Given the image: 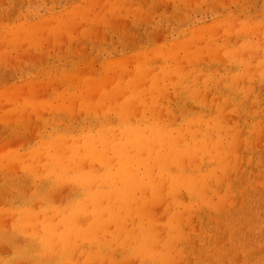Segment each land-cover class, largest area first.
Wrapping results in <instances>:
<instances>
[{"label": "bare ground", "instance_id": "obj_1", "mask_svg": "<svg viewBox=\"0 0 264 264\" xmlns=\"http://www.w3.org/2000/svg\"><path fill=\"white\" fill-rule=\"evenodd\" d=\"M102 1L75 2L68 20L50 12L43 24H13L14 11L1 22L13 24L0 39L6 70L46 41L79 62L43 78L46 89L40 79L18 95L1 83L10 90H0V121L17 132L0 137V264H264V0H214L199 12L191 0L186 15L212 14L197 25L180 4L188 23L160 44L162 33L145 45L126 32L132 52L112 60L82 53V21L97 12V30L117 32L156 11L152 1ZM8 37L33 43L21 64Z\"/></svg>", "mask_w": 264, "mask_h": 264}, {"label": "rangeland", "instance_id": "obj_2", "mask_svg": "<svg viewBox=\"0 0 264 264\" xmlns=\"http://www.w3.org/2000/svg\"><path fill=\"white\" fill-rule=\"evenodd\" d=\"M1 1V0H0ZM3 1V0H2ZM20 1V2H19ZM26 1V2H25ZM48 1H50V0H18V1H16V0H7L6 2L7 3H1L0 4V26L3 24L4 25V23H2L1 24V22H3V19H5V18H8L9 16L8 15H11L14 11V13L9 17V18H11V17H13L12 19L13 20H15V21H13V20H11L12 21V23L13 24H17V22L18 23H20V21H24V23H27L29 20V18H32V19H30V21L28 22V23H30V22H32V20H33V22L34 21H38L39 23H41L40 22V20L42 21V22H44V18H46V17H48V15H50L51 13L50 12H52L53 14H52V16L51 17H53V15L55 16V17H57V16H60L59 14L57 15V12L59 13L60 12V14H62V16H60V17H64V19H66L65 18V16H69V17H72V16H70L72 13H73V11L75 10H73V7H75V5L76 4H74L75 2H77V5L78 6H81V7H83V2H85V4H84V7L83 8H85V7H87L89 4H90V6H92L91 5V3H92V1L94 2V0H83V2H80V1H82V0H56V1H54V0H52V1H50V2H48ZM66 1V2H65ZM74 1V2H73ZM80 3H79V2ZM99 1V0H98ZM102 1V0H101ZM152 1V2H151ZM193 1V0H192ZM192 1L190 0L189 2L190 3H188L190 6H191V4H192ZM198 1V0H197ZM196 1V2H197ZM200 1V0H199ZM199 1L197 2V3H199ZM204 0H201L200 1V5L199 4H197V3H195V7L194 6H187V4H184V2H178V1H169L170 3H167V2H165V4H164V2H162V1H156V0H146V2L147 3H150V4H153V6H152V10L151 11H153V13H154V16L151 14V18H153V21H152V19H150V21H148L149 19H146V21H144V23H141V22H139L138 24H136V25H134V24H130V23H128V24H125L123 27H120L119 29H122V28H124L125 29V26H127L126 27V29L127 28H129V29H127V31H126V29L124 30H121L122 32V34H120L119 33V29H118V31L116 32V29L115 30H113L112 31V29H110L109 31H107L104 27H103V29H104V31H105V34H104V37H105V35L106 36H108V37H105V38H107L108 39V42H105L104 44H103V42H104V39L103 40H101V38H100V36L102 37L103 35V33H104V31L103 32H101V30H102V27L100 28L99 27V25H98V30H97V24H100L101 22H102V24H100V26H103V23H104V19H101L102 18V16H101V14L100 15H98L97 17H96V15H97V12H91V16H93L92 18H91V16L90 15H88L87 16V19H85V20H83L82 19V16H81V14L79 15V18L81 19V20H83L82 21V25L80 24L79 26H85V24H86V27L88 26L89 28H91V31L92 32H94L95 31V33H92L91 31H90V34H89V30H88V28H87V34H89L90 35V38L91 39H89V38H87L86 37V39H84V41H82V45L80 44V46H85V47H81L80 49H82L83 48V52L82 53H84L85 52V49L84 48H86V51H87V55H91L92 57H95V58H97V59H100V58H103V59H107V60H109V59H113V58H115V57H117L116 55H118V56H121L122 55V57H123V55H126V54H128V53H131L132 52V48L131 49H128V48H125L124 47V45H123V43L124 42H127L128 44H129V42L128 41H130V42H132L131 40H130V38L128 39V33H127V37H126V32H129L130 33V36H131V33L133 34V32H134V34H137L138 36L137 37H139V36H141L140 34H142L143 36H141V37H143L142 38V44H145V45H147L148 43L147 42H149V41H153V42H155L157 39H155L154 37V35H156V38H158L159 36V40H157L156 42L157 43H163L165 40H166V38L164 39L163 37H165V33L164 32H166L167 30H169V31H167V33L169 34L171 31H172V29L173 28H175L176 26H178V25H180L179 23H182V25H184V23L183 22H186V23H188V21H187V19L189 20V18H190V20H192L193 22H195L194 24H200V23H202V22H206V23H208L211 19H212V14H211V12L210 11H208V13L206 12H200V13H198L199 11H201V9H204V8H208V10H209V8H211L212 9V7L210 6V5H212L213 4V2H214V4H213V6L214 7H217L218 6V3L217 2H215L214 0H212V1H210V0H206L207 2H205V3H207V5H208V7L204 4V2H203ZM5 2V1H4ZM16 2L18 3V5H17V7H16V9H17V12H16V9L14 8L15 7V5L14 4H16ZM47 2H48V4H47ZM68 2V3H67ZM96 3H97V1H95ZM102 2H104V1H102ZM101 2V3H102ZM175 2L177 3L176 5H175ZM194 2H195V0H194ZM211 2V4H209ZM24 3V4H23ZM65 3V4H64ZM67 3V4H66ZM100 3V5H101V8H103V6H102V4ZM157 3V4H156ZM159 3V4H158ZM160 3H162V4H160ZM172 3H174L173 5H172ZM179 3V4H178ZM74 4V5H73ZM81 4V5H80ZM164 4V5H163ZM180 4H182V8H181V5ZM25 5V6H24ZM67 7H66V6ZM76 5V6H77ZM96 5H99V3H97ZM158 5V6H157ZM163 5V6H162ZM165 5H167V7L165 6ZM170 5H172L171 6V8H170ZM180 5V6H179ZM186 5V6H185ZM20 6V7H19ZM21 6H24V7H21ZM90 6H88V9H89V7ZM159 6H161L160 8H159ZM179 6V8H177ZM60 7V8H59ZM64 7H66L67 8V11H69V7L71 8V12L69 13V15H68V12L66 13V8H64ZM97 7V8H96ZM98 7H100V6H95V8H94V6H93V8L91 7L90 9L92 10H94V9H97V10H99L100 8H98ZM156 7V8H155ZM167 9H166V8ZM185 7H187V8H189L190 10H188V9H185ZM194 7V8H193ZM233 7V6H232ZM24 8V9H23ZM159 8V9H158ZM182 10H184V15H186V13H189L190 14V11L191 12H193V9H194V12H196V10L197 9H199L198 10V12L197 13H191V17L190 16H188V15H186L187 17H189V18H187V17H185V18H183L184 17V15H183V13L182 12H180V11H182ZM191 8H193V9H191ZM163 9V10H162ZM168 9H169V11H168ZM23 10V11H22ZM45 10V11H44ZM64 10H65V12H64ZM73 10V11H72ZM91 10H89V11H91ZM92 10V11H93ZM162 11V12H160V11ZM171 10H173V11H171ZM186 10L188 11V12H186ZM207 10V9H206ZM19 11V12H18ZM95 11V10H94ZM100 11H101V9H100ZM99 11V12H100ZM124 11L125 10H122L121 11V13L122 14H124ZM157 11H159V12H157ZM165 11V12H164ZM62 12V13H61ZM64 12V13H63ZM163 12H164V14H163ZM167 12V13H166ZM186 12V13H185ZM18 13H19V15H18ZM49 13V14H48ZM65 13L67 14V15H65ZM75 14H76V12H74ZM111 13V12H110ZM115 13H117V12H115ZM205 13V14H204ZM15 14V15H14ZM35 14H36V18H34V16H35ZM40 14V15H39ZM74 14V15H75ZM93 14V15H92ZM183 15L182 17H180V15ZM208 14V15H207ZM42 15V16H41ZM47 15V16H46ZM73 15V14H72ZM78 14H76V16H77ZM204 15H205V17H204ZM207 15V16H206ZM22 18H21V17ZM43 16H46V17H44V18H42ZM74 17V18H76L75 20L74 19H72V18H69V20L70 21H67V22H70L69 24H76L77 23V21L79 22V18L78 17ZM109 16H110V14L108 15V17L106 16L105 18H109ZM134 16V15H133ZM157 16V17H156ZM192 16H194L193 18H192ZM18 18V19H15V18ZM60 17H58V18H60ZM88 17H89V19H91L90 21L92 22V23H90V21H89V19H88ZM99 17V18H98ZM101 17V18H100ZM172 17H173V19H174V22L175 23H173V21L171 22V19H172ZM177 17V18H176ZM179 17L181 18V19H183L182 21L179 19ZM5 19L4 21H9L10 19ZM78 18V19H77ZM96 18H98V19H96ZM135 18V17H134ZM169 18H171V19H169ZM176 18V19H175ZM187 18V19H186ZM51 19V18H50ZM50 19H47V20H45V22L46 21H48V20H50ZM92 19H93V21H92ZM100 19L101 20H103V21H100ZM107 19H105V20H107ZM131 19H133V17H129V22H130V20ZM172 19V20H173ZM184 19L186 20V21H184ZM28 20V21H27ZM66 20H68V19H66ZM80 20V21H81ZM94 20H95V22H94ZM37 21L36 22H34V24H36L37 23ZM89 21V22H88ZM100 21V22H99ZM94 22V23H93ZM128 22V21H127ZM9 24H7V23H5V24H7V26L6 25H4V27H1L0 28V39H1V37H2V35L4 34V33H6L5 35H7L8 36V33L10 32V24H12V23H10V22H8ZM90 23V24H89ZM170 23H171V25H170ZM173 23V24H172ZM12 24V25H13ZM33 24V25H34ZM41 24H43V23H41ZM71 24V25H72ZM89 25H93L92 27H90ZM163 25H164V27H163ZM170 26V27H169ZM184 27H186V24H185V26ZM5 28V29H4ZM6 28H8V31L7 32H5L4 30H7ZM100 28V29H99ZM134 28V29H133ZM138 28V29H137ZM168 28V29H167ZM95 29V30H94ZM136 29V30H135ZM160 29V30H159ZM167 29V30H166ZM75 30V29H74ZM94 30V31H93ZM131 30H133V32L131 31ZM171 30V31H170ZM174 30V29H173ZM77 31V32H76ZM76 31H73V33H75V35H77V33H78V36H79V31L78 30H76ZM98 31V32H97ZM4 32V33H3ZM140 32V33H139ZM102 33V34H101ZM107 33H108V35H107ZM154 33V34H153ZM164 34V36L162 35V34ZM91 34H92V36H91ZM98 35V37L96 36V35ZM99 34H101L100 36H99ZM158 34H161V35H159V36H157ZM74 35V34H73ZM74 35V36H75ZM95 35V36H94ZM88 36V35H87ZM93 36H94V38H95V40L93 39L92 40V38H93ZM89 37V36H88ZM104 37H102V38H104ZM115 37V38H114ZM132 37V36H131ZM141 37H140V39H141ZM150 37V38H149ZM163 38V40H162V38ZM3 38H4V35H3V37H2V41H3ZM83 38V37H82ZM97 38H100L99 39V42H98V40H97ZM125 38H126V40H125ZM132 38H134V37H132ZM8 40H6V42H8V50H10L11 49V51L10 52H12V53H10L9 51V53L10 54H13V55H11V56H14V58L16 57V55H18L16 58H18L19 57V55L21 56V54L23 53L22 51L23 50H25V48L27 47V45L28 44H31V43H26L25 44V46L23 45H21L22 47H20V45L19 44H14L15 46H16V49H15V46H13V44H12V42H13V40H11V41H9L11 38H7ZM107 39H105L106 41H107ZM97 40V41H96ZM138 40V39H137ZM46 41V40H45ZM94 41V42H93ZM95 41L97 42V43H95ZM47 43H48V41H46ZM76 42H78V41H74V43H73V47H74V45L75 46H77L78 44L76 43ZM89 43V44H86L85 45V43ZM1 43V42H0ZM44 43V44H43ZM43 43H41V45H39L40 46V48L42 47V44L44 45L42 48H44V47H46V44L47 43H45V42H43ZM77 45H76V44ZM79 43V42H78ZM133 43V42H132ZM131 43V44H132ZM10 44H12V45H10ZM33 44V43H32ZM31 44V45H32ZM49 44V45H48ZM47 45L48 46H50V47H52V44L49 42ZM66 44V43H65ZM127 44V45H128ZM31 45H29V46H31ZM35 45V44H34ZM69 45V42L65 45V46H68ZM0 46H3V45H0ZM6 46H7V44H6ZM5 46V47H6ZM9 46H10V48H9ZM18 46V47H17ZM28 46V47H29ZM48 46L46 47V49L48 50V51H46V52H44V50H46L45 48H44V50H43V53H42V56H41V50H39L40 48H38V45H36V48H35V46L33 47V45L31 46V48L33 47L34 49H31V48H26L27 50H26V52L24 51V53H26L25 55L24 54H22V56L24 55V57H23V59L25 58V61L23 60V59H21L20 57L18 58V59H16L15 61L18 63V62H20L21 60H23V62L25 63V62H27L26 63V66H25V64L22 62V66L24 65L25 66V68H24V66L22 67V68H20V69H15V70H11V68H10V66L7 68V70H6V65H4L3 63L5 62L6 63V60H5V58H1V60H3V62H0V66L2 67L3 65V67L1 68L0 67V90H8L9 89V87H11V88H14L15 90H17L16 88L18 87H22V88H24L25 90L27 89V86L28 85H30L31 83H35L36 85H37V83H39V82H42V83H39L40 84V86H42V85H44V87H45V82H48V81H50V79L49 80H44V79H46L45 77H47V79H48V76L50 77V76H52V75H54L55 74V72H57V70H58V68H59V71L56 73V74H58V73H61L62 72V70L64 69L66 72L67 71H69V70H71L74 66H78L77 65V63L79 62L78 61V57H76V59L74 58V57H72V56H79V55H77V54H75V51H68V50H64V54H62V51H58V52H61V54H59V53H57V51L55 50H52V48H48ZM88 46V47H87ZM12 47H14L13 49H12ZM78 47H79V45H78ZM2 48V47H1ZM20 48L22 49L23 48V50H20ZM49 49H50V51H49ZM125 49H127V52L125 53L124 52V50ZM2 50V49H1ZM15 50H17L16 52H15ZM34 50V51H36V52H33L32 53V51ZM38 50V51H37ZM53 52H52V51ZM94 50V51H93ZM123 50V51H122ZM20 51V52H19ZM30 51V52H29ZM40 51V52H39ZM39 52V54H37ZM52 52V53H51ZM54 52H56L55 54H54ZM92 52V53H91ZM15 53H17L16 55H14ZM21 53V54H20ZM31 53V55H36L37 54V56L35 57V55L34 56H31V55H29ZM75 54V55H73V54ZM121 53V54H120ZM51 54V55H50ZM116 54V55H115ZM50 55V56H49ZM59 55V56H58ZM85 55H86V52H85ZM39 56H41L40 58H39ZM47 56V57H46ZM52 56V57H51ZM80 56H83V55H80ZM36 59H35V58ZM44 57V58H43ZM30 58V59H29ZM34 58V59H33ZM41 58H42V60H44L43 61V64L41 63H39L38 62V60H41ZM51 58V59H50ZM29 59V60H28ZM96 59V60H97ZM111 59V60H112ZM117 59V58H116ZM0 60V61H1ZM20 60V61H19ZM26 60H28V61H26ZM35 60V62H33ZM41 60V61H42ZM40 61V62H41ZM21 62H20V64H21ZM76 62V63H75ZM7 63H9V64H11L8 60H7ZM37 63H39L40 64V66L37 64ZM3 64V65H2ZM8 64V65H9ZM13 64L15 65V62H13ZM19 64V63H18ZM30 65V66H28V65ZM37 64V65H36ZM61 64V65H60ZM68 64V66H66ZM17 65V64H16ZM100 65V63L99 62H97V67ZM101 67V66H100ZM99 67V68H100ZM6 70V71H5ZM10 70H11V74H13L16 78L15 79H17V80H15V79H13L14 78V76L12 75L11 76V74L9 73L10 72ZM18 70V71H17ZM33 70V71H32ZM63 70V71H64ZM100 70V69H99ZM48 71V72H47ZM47 73V74H46ZM51 73V74H50ZM10 74V75H9ZM8 75H9V77L10 78H8L7 79V77H8ZM25 75V76H24ZM40 75V76H39ZM44 75V76H43ZM46 75V76H45ZM13 77V78H12ZM44 78V79H43ZM51 78V77H50ZM29 79H31V81H29ZM37 81H36V80ZM40 79H42L41 81H39ZM27 80V81H26ZM33 80V81H32ZM35 80V81H34ZM44 80V81H43ZM2 81L4 82H7V81H9V83H6V85H8L9 87H8V89H6V85L3 83V85L1 84L2 83ZM11 81H13L12 83H11ZM22 81V82H21ZM26 83H25V82ZM30 83H29V82ZM39 81V82H38ZM19 82V83H18ZM28 82V83H27ZM26 85V84H28V85H24V84ZM11 84V85H10ZM15 84V85H14ZM19 84H20V86H19ZM21 84H23L25 87H23V85H21ZM42 84V85H41ZM18 85V86H17ZM32 85V84H31ZM14 86V87H13ZM32 86H34V84L32 85ZM39 85H37V86H35V87H38ZM5 87V88H4ZM20 87V88H21ZM4 88V89H3ZM19 88V90H17L18 92H20L18 95H20L21 94V90L22 89H20ZM14 89H12V90H14ZM45 89H46V87H45ZM10 90V89H9ZM14 90V91H15ZM24 90V91H25ZM13 91V92H14ZM12 92V93H13ZM16 92V91H15ZM14 92V94H12L13 96L14 95H16L17 93H15ZM6 93H8V91H6ZM10 93V92H9ZM1 95V94H0ZM8 96H11V94H8ZM13 96H11L12 98H13ZM10 97V98H11ZM17 97V96H16ZM0 98H4L3 96L2 97H0ZM8 101V100H7ZM3 112H5V110H2L1 112H0V114L2 115V114H4ZM0 124H1V127H0V137L2 138V139H6V138H9L10 136L12 137H14V136H16V132L17 131H14L12 128H11V126L9 125V126H7V127H5V129H4V127H3V122H1L0 121ZM9 129V130H8ZM5 131H7V132H5ZM5 132V133H4ZM1 133H3L2 134V136H1Z\"/></svg>", "mask_w": 264, "mask_h": 264}]
</instances>
